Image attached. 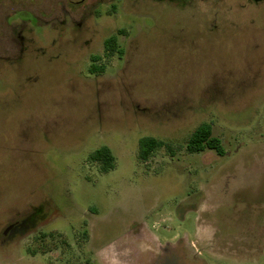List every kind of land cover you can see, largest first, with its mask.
<instances>
[{
  "label": "rangeland",
  "instance_id": "374dc122",
  "mask_svg": "<svg viewBox=\"0 0 264 264\" xmlns=\"http://www.w3.org/2000/svg\"><path fill=\"white\" fill-rule=\"evenodd\" d=\"M192 1L0 0V264H264V1ZM205 123L223 156L187 152Z\"/></svg>",
  "mask_w": 264,
  "mask_h": 264
},
{
  "label": "trees",
  "instance_id": "16d2710c",
  "mask_svg": "<svg viewBox=\"0 0 264 264\" xmlns=\"http://www.w3.org/2000/svg\"><path fill=\"white\" fill-rule=\"evenodd\" d=\"M123 50L120 47L116 36L107 38L104 42V55L107 57L118 55L120 58ZM92 61L97 60L96 56H92ZM164 142L153 137H143L139 140V159L147 161L150 155L157 149L164 146ZM186 150L189 153H200L205 150H213L217 155L223 156L224 149L221 141L212 133L210 124H201L189 136L186 142ZM88 159L91 162L100 164V170L105 172L114 168L115 157L111 150L106 147H100L93 151Z\"/></svg>",
  "mask_w": 264,
  "mask_h": 264
},
{
  "label": "flooded vegetation",
  "instance_id": "af4514ba",
  "mask_svg": "<svg viewBox=\"0 0 264 264\" xmlns=\"http://www.w3.org/2000/svg\"><path fill=\"white\" fill-rule=\"evenodd\" d=\"M103 1H105V0H99V2H103ZM253 1L254 2H258V1H264V0H253ZM79 4L80 5H84V2L80 1ZM167 5L170 6L171 4L168 3ZM154 7L155 6H152V9H156ZM177 7L182 11L183 15H189L190 17L196 16V14H195L196 13V3L193 2L192 0H190V2H188L187 4H183V5L177 6ZM156 10H158L156 12L158 14L159 9H156ZM65 11H66L65 13H67V10H65ZM155 20H156L155 28L158 29V28H160L159 27V25H160L159 16ZM72 21H73V23L75 25L79 24V22L77 23L74 20H72ZM215 27H216L215 25H212V28H214V31H216ZM212 28L210 30H212ZM180 31H181L182 34H187V36H189V38L191 37L192 41L195 42L196 39H197V36H198L197 33L199 32V28H198V26L190 27V26L184 24V25L181 26ZM168 32L169 31H166L167 35H168ZM180 36H181V39H180ZM173 37L177 38V40L180 41L183 44L187 40V39H185L184 35H179V32L177 34H175V35H172V38ZM169 39H171V38H169ZM34 212L35 211L33 209V210H28L27 212H23V213H17V214L14 213V214H12L11 218H8L7 223L4 226H2L3 227L2 231L4 232V234H3L4 237H3L2 243H4L5 240L7 238H9L11 235H16L18 237H22V236H24L26 234V232H28L33 227H35V225H37V223H39V222H38V216ZM84 234L87 235V237L89 238V236H88V234L86 232H84ZM164 245H166L168 248L171 247L170 244H167V243L164 244ZM176 251L177 252H175L174 254L177 256V263L178 264H183V262H182L183 253H182L181 249L180 250H176ZM165 253H167V249L164 248L163 251L153 259V261H155L156 259H158V260L163 259V257L165 256ZM116 254H117V250L115 251V256L117 257ZM138 260L139 259L136 256L135 258L130 259L128 261L131 264H138Z\"/></svg>",
  "mask_w": 264,
  "mask_h": 264
},
{
  "label": "crops",
  "instance_id": "0c3cea01",
  "mask_svg": "<svg viewBox=\"0 0 264 264\" xmlns=\"http://www.w3.org/2000/svg\"><path fill=\"white\" fill-rule=\"evenodd\" d=\"M158 245H161V244H158ZM122 246H124V245H122ZM122 246H121V248L120 249H117V248H115L116 250H117V256H118V260H117V262L119 263V264H131L129 261H128V259L126 258V254H125V252L127 253V250H125L124 251V249L122 248ZM161 246H163V244L161 245ZM116 250H113V252L115 253V251ZM121 253H122V255H121ZM130 258H131V256H129ZM111 258V257H110ZM115 258V257H114ZM122 258H124L123 260H122ZM125 261H127V262H125Z\"/></svg>",
  "mask_w": 264,
  "mask_h": 264
}]
</instances>
